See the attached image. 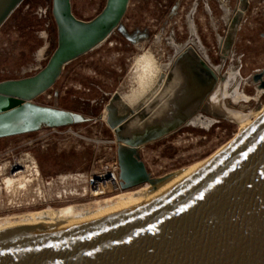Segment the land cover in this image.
<instances>
[{
  "label": "water",
  "instance_id": "1",
  "mask_svg": "<svg viewBox=\"0 0 264 264\" xmlns=\"http://www.w3.org/2000/svg\"><path fill=\"white\" fill-rule=\"evenodd\" d=\"M22 2L0 0V27ZM128 3L106 0L97 16L82 21L73 15L71 0H52L56 42L46 65L33 76L0 82V139L87 121L33 101L55 84L66 64L119 29ZM249 5L250 0H238L228 20L219 51L222 61L231 54ZM218 73L192 45L183 46L168 74L174 80L172 94L161 102L168 101L165 111H154L156 100L130 118L109 117L122 191L145 183L155 187L169 177L153 178L140 149L204 109L224 81ZM252 82L264 90V70ZM0 264H264V113L162 197L81 222L1 230Z\"/></svg>",
  "mask_w": 264,
  "mask_h": 264
},
{
  "label": "rangeland",
  "instance_id": "2",
  "mask_svg": "<svg viewBox=\"0 0 264 264\" xmlns=\"http://www.w3.org/2000/svg\"><path fill=\"white\" fill-rule=\"evenodd\" d=\"M105 3L106 0H71V10L77 19L89 21ZM237 4L238 0H129L119 29L93 50L66 64L55 84L33 101L38 106L80 115L87 121L0 139V181L17 166H23L31 178L25 194L22 189L15 190L9 198L10 205L14 201L36 204L19 211H0V219L12 220L45 210L47 205L55 210L72 205L80 213L92 212L119 194L82 198V183L70 177L97 171L116 157L117 142L108 125L106 108L136 90L134 59L149 51L157 63L160 61L158 65H167L176 52L173 45H188L191 32L195 34L193 43L198 42L194 49L224 77L216 86L217 94L212 96L217 100L215 107L221 108L220 116L213 123L196 119V124H184L142 146L140 157L150 175L164 178L207 159L255 121L254 114L264 106V90H258L252 82V76L264 70V0H250L231 54L222 61L221 41ZM51 5L52 0H23L1 25L0 82L33 76L46 65L56 42ZM113 114L127 118L133 110L121 116L114 110ZM35 169L39 175H35ZM140 188L141 185L125 191L132 193ZM0 197V205L9 203L2 181Z\"/></svg>",
  "mask_w": 264,
  "mask_h": 264
},
{
  "label": "bare ground",
  "instance_id": "3",
  "mask_svg": "<svg viewBox=\"0 0 264 264\" xmlns=\"http://www.w3.org/2000/svg\"><path fill=\"white\" fill-rule=\"evenodd\" d=\"M173 47L177 51V52L174 51L176 54L182 48L181 47L179 49V47H176L174 45H173ZM151 53L148 51L144 55H142L139 59H137V61L135 62V66L133 67L135 69V71H134L135 75H134L133 79H135L136 90L133 92V94L131 93L132 95H129L125 98L122 97L120 99L121 102L119 100H115L110 105H108L106 108L107 119H110L109 117L114 115L113 114L114 110L116 113L115 115L121 116V115L126 114L127 110L130 111L132 109L133 114H131L130 117L135 116L139 112H141L142 110H147V108L150 107V104H152L156 100H160V102L158 104L159 106H157V108H156L157 110L155 109L154 111H156L157 113L165 111V105L167 104L168 101L166 103L165 102L161 103V102L165 98H169L170 95L172 94V88L171 87H173L174 76L169 77L168 74L170 72L174 58H172L173 59L172 61L169 60L170 61L169 64L164 65V66H160V65H158V63L160 61H158V63H157L156 62L157 58L155 59L154 58L155 55L153 56ZM161 57H162V55H161ZM162 64H163V62H162ZM214 70H216V69H214ZM132 87H130V88H132ZM215 94L216 93H213L212 96H214ZM160 105H162V106H160ZM263 113H264V106L261 108V110L259 112L254 114L255 118L257 119ZM130 117H128V118H130ZM196 119H192L190 122L192 124H196V122H198V120H196ZM250 125L244 126L240 130L239 134L235 135L233 140H231L229 143H227L225 146H223L220 150H218L212 156H210L207 159H205V160H203V161H201L195 165H192V166H190L184 170H181L179 172L171 174L168 178L165 179V181H163L161 184H159L155 187H152L150 184L145 183V184L141 185V188L136 192L130 193V192H126V191H121L119 194L113 196L111 199H106L107 200L106 202H108V204H106L105 206H102L101 208H99L95 211H92V212L80 213V212L76 211V209L72 205L65 206V207L58 209V210H55L50 205H47L45 210L31 212V213H28V214L23 215V216H21V215L15 216V217H12L13 218L12 220H10L8 218L3 220V218H2V220H3L2 221L0 219L2 221V222H0V231L5 230V229L14 228V227H21V228H24L27 230V229H34V228H46V227H48L54 223H56V224H68V223L81 222V221L88 220L91 218H97V217H101V216H104L107 214H111V213L117 212L119 210H122L124 208H132V207L138 206V205L143 204V203H145V202H147V201H149L155 197H162L163 195L167 194L171 190L175 189L176 187H178L179 185L184 183L186 180H188L192 175H194L195 173L200 171L202 168H204L220 152H222L225 148H227L230 144H232ZM205 126L208 127V125H205ZM12 171H13V169H11L9 171L8 176L4 177L1 180L2 181V189L5 192V194L7 196L6 199L8 200L9 203L8 204L4 203L6 205H3V202H2V204L0 205V211H10V210H18L19 211V210L35 207L36 204H32V203L22 204L23 202L20 204V202L15 203L16 201H14V205H10L11 199H9V198L13 197L15 190L16 189H20V190L22 189V193L24 191V194H25V190L26 191L28 190V183L30 182V179H31L29 177L30 175L29 176L26 175V173H28V172H26V170H23L20 172H15V173H13ZM1 173H2V170H0V174ZM35 175H39V171L37 169H35ZM60 182L62 183V180H60ZM70 182H72V181H70ZM40 183H41V181H40ZM75 185H76V183H75ZM40 186H41V184H40ZM73 187H74V185H73ZM74 188L76 190L77 187H74ZM42 189H43V187H42ZM78 190H81V189H78ZM60 192H59V194H60ZM80 192L81 191H79L80 197L84 198V194L83 193L81 194ZM40 193H41V191H40ZM62 194L64 195V193H62ZM52 195H55V194H53V192H52ZM69 195H71V194H69ZM38 196H40V194ZM43 196H44V194H43ZM37 197H35V198H37ZM77 197H79V196H77ZM71 198L75 199V197H71ZM64 199H59V200H64ZM16 200H19V199H16ZM37 200H39V199H37ZM12 201H13V198H12ZM43 202H44V200H43ZM94 203H91V204H94ZM40 209H42V208H40ZM21 232H23V231H21Z\"/></svg>",
  "mask_w": 264,
  "mask_h": 264
},
{
  "label": "built area",
  "instance_id": "4",
  "mask_svg": "<svg viewBox=\"0 0 264 264\" xmlns=\"http://www.w3.org/2000/svg\"><path fill=\"white\" fill-rule=\"evenodd\" d=\"M70 179L82 183L84 197L85 195H90L93 198H100L122 191L119 186L116 157L110 163L101 166L97 171L86 175L77 174L71 176Z\"/></svg>",
  "mask_w": 264,
  "mask_h": 264
},
{
  "label": "flooded vegetation",
  "instance_id": "5",
  "mask_svg": "<svg viewBox=\"0 0 264 264\" xmlns=\"http://www.w3.org/2000/svg\"><path fill=\"white\" fill-rule=\"evenodd\" d=\"M191 37H192V39H191V41L189 42V44L188 45H195V46H197V44H198V42L196 43H193V39H195V34H193L192 32H191ZM194 46V48H196ZM181 48V47H180ZM179 48V49H180ZM197 49V48H196ZM176 51V50H175ZM177 52V51H176ZM176 54V53H175ZM200 54V53H199ZM175 56V55H174ZM174 58V57H173ZM173 59H171V61H172ZM137 61V59L135 58L134 59V64H135V62ZM210 65V64H209ZM211 66V65H210ZM217 94V93H216ZM215 96V95H214ZM216 99H214V97H212L211 96V98L208 100V102H207V106H205L204 107V109H202V110H200V111H198L195 115H193L192 116V118L190 119V121L192 120V119H199V120H202L203 122H205V123H207L208 121H210L211 123H213L215 120H213L214 118H216V117H219L220 116V109H219V107L216 105V107H215V103H216ZM225 106H227L226 108H228V110H229V104L227 103V104H225ZM215 107V108H214ZM217 107H218V109H217ZM227 110V112L225 113V111L224 112H222L221 111V113H225V114H228L229 113V111ZM190 121H188V124H190ZM20 165V164H19ZM24 170V167L23 166H17V167H14L13 168V173H15V172H20V171H23Z\"/></svg>",
  "mask_w": 264,
  "mask_h": 264
}]
</instances>
